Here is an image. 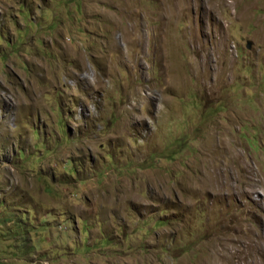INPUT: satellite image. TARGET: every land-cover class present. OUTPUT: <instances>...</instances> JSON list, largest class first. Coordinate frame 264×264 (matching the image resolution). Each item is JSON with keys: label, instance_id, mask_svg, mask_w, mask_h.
<instances>
[{"label": "rangeland", "instance_id": "obj_1", "mask_svg": "<svg viewBox=\"0 0 264 264\" xmlns=\"http://www.w3.org/2000/svg\"><path fill=\"white\" fill-rule=\"evenodd\" d=\"M0 264H264V0H0Z\"/></svg>", "mask_w": 264, "mask_h": 264}, {"label": "water", "instance_id": "obj_2", "mask_svg": "<svg viewBox=\"0 0 264 264\" xmlns=\"http://www.w3.org/2000/svg\"><path fill=\"white\" fill-rule=\"evenodd\" d=\"M246 46L248 47L249 46V43H247Z\"/></svg>", "mask_w": 264, "mask_h": 264}]
</instances>
